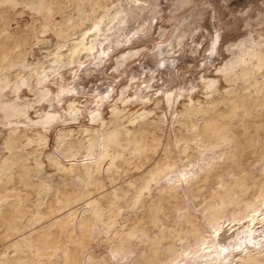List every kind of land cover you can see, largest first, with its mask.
<instances>
[{"label":"rangeland","instance_id":"1","mask_svg":"<svg viewBox=\"0 0 264 264\" xmlns=\"http://www.w3.org/2000/svg\"><path fill=\"white\" fill-rule=\"evenodd\" d=\"M176 1L0 0V190L3 193L13 195V197L9 198L10 201H15L11 207V219L5 225L0 224V262L7 256L14 254L12 244H19L18 239L31 235L34 238L35 246H37V243L41 244L43 242L42 238H48L46 240L54 244L47 251L41 250L39 254L45 257L49 264L64 263L65 253L63 249H59L63 245L70 248L71 252L75 251L78 254L80 251L78 255L81 260L75 264H126V260L119 259L114 254V251L119 243L118 241L124 238L128 226L138 225L147 227L146 225H148V227H152L149 229V234L152 236L158 234V231L154 230L161 229L167 238H171L172 235H175L181 229L178 228L179 226L181 227L180 223L177 224L178 226L175 223L173 225L175 221L172 219L179 218L177 217L179 216L178 213L181 214L184 207L190 205L191 200V206L194 205L192 210H200L204 203L202 200L211 195L210 190L212 192L219 190L221 187L220 178L216 176L215 179V176H212L213 178H211L214 179V182L210 178V182L207 180L202 184V186L204 185L203 188L202 186L200 188L194 187V193H189V196L186 198L184 196L179 197L176 200V204H179V206L174 204V198L164 201L165 203L163 201L156 202L155 198L150 194V190L156 186L151 179L154 172H161L160 168L162 167V172L169 171L170 167L173 168L176 165L182 164L189 144L185 135H189L196 129L204 127L209 116L217 117L216 119L219 122L225 121L227 119V116H225L226 111L234 105L229 100L217 101L210 105L208 112L195 115H188L187 111L177 110L174 107H163L156 112L154 117L144 122L139 116L130 114L113 119L114 121L112 120L106 127L109 131L117 133L119 140L121 141L122 139V142H125L129 149L131 148V151L126 154H115L110 150L109 154L104 157V160L100 164L103 170L100 177L93 183L85 185V183L78 181L79 178L83 179L84 182L89 181L82 168H69L68 164H66L67 160H63L65 161L63 163V161L53 159V157L54 153H56L55 150L71 145H77V148L73 150L74 152L71 151L69 153L70 156H81L83 152L81 145H88L89 141H87V138L90 140L93 135L92 131L82 130L75 125L77 124L76 121L70 120V118H66L67 121L65 117L58 119L48 118L46 113L50 103L46 91L40 84H29L26 80L35 69H44L46 73L50 70V72H53L54 68L56 69L61 64L54 56L58 46L66 40L68 41L67 45H69L70 39L76 35L85 34L90 36L92 34L90 27L93 23L92 21L98 18L103 19L105 25L109 22L118 5H121L127 12L132 13V17L135 19L133 21L134 26L152 21L151 31L149 33H146V31L142 32V35H145V37H142L141 40H135V44L138 41V43L147 41V47L144 49L150 46L151 42L149 43V38L151 40L157 35L154 32L157 23L166 24L170 31L175 24L190 20L201 10L200 7L203 8L204 5L206 7L204 6L205 12L202 14V17L195 19L192 25L189 26L180 44L176 43L177 46L175 44L172 47L176 51L172 49L166 53L170 56H168V60L165 63L152 64L147 57L142 56L141 59L131 63L130 66L123 67L120 72L114 74L115 71L111 70V73L108 70L109 74H106L105 69L108 65L107 63L110 62V55L112 56L116 52V49H111L109 55L102 59L101 68L100 66H96L100 69L95 68L96 72L94 70L90 77L85 75L86 73H83L84 75L79 79L80 83L86 86L79 87L78 91L75 90L76 93H79L80 90L81 93L79 94L86 91L87 95H91V99L94 97V99H97L95 94L99 92L106 95L107 90H111L112 87L118 85L117 82L120 83L124 80L123 78L126 80L127 75L131 71L141 72V81L145 79L146 75L148 76L153 73L155 78L151 83L161 87L164 86V88L169 85L170 80L180 75L179 77L181 78L174 81L173 84L181 82L178 87L184 86L185 89L187 88L186 86H191V82L194 81L192 78L194 77L195 64H201H199L200 67H196V70H200L203 67V60L201 58L204 56V53L201 50V44L203 45L205 36L206 38L209 37L211 43L213 37H216L218 40L216 45L207 51L209 54L208 59L211 63L214 56H218L217 51L221 49L219 48L222 45L219 43L220 41L221 43L225 40L232 41L246 35H264V0H193L180 8L175 4L172 5ZM169 4L171 7H169ZM154 14H156L155 17H153ZM169 31L166 29L167 34L165 35H168ZM122 32L125 33V30H122ZM130 44L131 42L128 43V45ZM66 48L63 47L62 50H66ZM181 50L183 51L181 52ZM185 51L187 55L183 58L180 52L184 53ZM173 53L175 54L173 55ZM191 58L192 61L190 60ZM185 61H190L188 66ZM192 62L194 65L191 64ZM140 63L145 64L146 68H142ZM207 63L210 64L209 61ZM135 66L137 70L134 68ZM183 72L184 74L186 72V74L184 75ZM115 75L117 76L116 79L114 78ZM180 79L181 81H178ZM182 83L189 84L183 85ZM258 85H261V83H254V96L262 98L264 92L257 91ZM240 87L239 83L234 84L235 97L245 95V90L243 88L240 89ZM235 109L239 119L248 120L249 116L243 107L237 106ZM192 119L196 121V127L190 126V120ZM63 121L66 122L64 123ZM129 122H132V124H129ZM183 122H186L187 126L191 127L188 128V131H184L186 128ZM138 127L146 129L148 146L145 153L150 154L147 160L143 158V154L139 157L138 154L141 152L140 145L131 139L137 132ZM53 129L56 132H53ZM129 131L131 132L129 133ZM262 135L260 136L262 138L259 143H263L264 146V132H262ZM254 142L257 145L254 146L257 152H253L254 154L251 155L253 149L246 150L245 154H243L244 159L241 161H243V166H246V169L252 170L255 173L254 176L256 178H263L264 155L260 154V152L262 153L263 146L260 145L261 150L258 146L259 144H256V141ZM199 147L197 145L192 150L196 158L202 154L201 147ZM246 155L249 156L247 157ZM116 163L120 166H115L117 165ZM168 165L169 167H167ZM132 167H134V170ZM219 167L227 179H231L234 174L240 171L239 168H229L231 170L229 171L227 167L228 170H226L222 163ZM107 168L110 170L108 173L106 172ZM167 168L169 169L167 170ZM220 168L217 169L220 171ZM122 170L123 173H121ZM233 170L235 172L231 173ZM117 172L119 175L116 174ZM133 178L136 179L134 183L128 185L127 181ZM256 178H254V181ZM259 178H257L254 188L249 189L248 194L246 193L249 197H255L256 193L257 197L260 193V188L257 185H260L259 183L262 179ZM115 187L120 190H126L127 188L129 190L123 197H114L116 204L114 203L112 206L111 217H108L106 214L97 217L95 213L88 210L89 204H85L93 199H97L101 206L103 201H105L104 203L106 204L103 203V206L105 210L108 209L111 197L100 196L111 192ZM211 197H213V193ZM199 201L200 203L197 204ZM70 212H73L76 220L81 216L88 217V222L84 229L90 226L95 227L94 232L96 235L90 238L84 246H79L78 244L76 246L73 242L76 234L80 236V229L74 228L71 231L73 224L70 221V223H66L67 215ZM200 218L202 219L201 216ZM55 221L58 222L56 223ZM171 222L173 227H170ZM163 225L164 227H162ZM167 225H169L168 229L165 228ZM5 227L10 231L7 236H4L3 233ZM10 227H12L11 230ZM167 233L170 234L168 235ZM231 233L232 230L222 235V239L226 243H228L226 236ZM176 242L175 249L173 250L174 255H178L184 247L181 241ZM25 243L27 244V239L21 242L23 245ZM140 243L138 245L139 250L144 247V243ZM56 244L58 245L56 246ZM73 247L75 248L73 249ZM34 253L35 251L32 255Z\"/></svg>","mask_w":264,"mask_h":264},{"label":"bare ground","instance_id":"2","mask_svg":"<svg viewBox=\"0 0 264 264\" xmlns=\"http://www.w3.org/2000/svg\"><path fill=\"white\" fill-rule=\"evenodd\" d=\"M192 1L193 0H177L175 3H172V5L175 4L180 8ZM204 6L203 8L200 7L201 10L190 20L175 24L170 31L166 24L157 23L154 31L157 35H153L155 37L151 40L149 38V43L151 42L149 44L150 46L148 45L149 47L144 49L147 47L148 42L141 41L138 43V41L136 42L137 44H135V40H141L142 37H145V35H142V32L146 31V33H149L151 31L152 21H147V23L143 25L138 24L134 26L133 21L135 19L132 17V13L127 12L121 5H118L112 17L109 19V22L105 25L103 19L98 18L92 21L93 23L90 25L92 34L90 36L85 34L76 35L74 38L70 39L69 45H67V40L63 44H59L60 46H58L57 51L55 50L54 56L61 64L57 66L56 69L54 68L53 72H50V70L46 73L44 69H35L34 72L26 78L29 84H40L46 91L50 103V105L48 104L49 108L46 113L48 118L58 119L60 117H65V120L66 118H70V120L76 121L77 124L75 125L82 130L92 131L93 135L90 140L87 138V141H89L88 145H81V149H83L81 156H70L69 153L77 148V145H71L66 148L55 150L56 153H54L53 157V159H59L60 161L67 160L66 164H68L69 168H82L89 178V181L84 182V180L80 178L78 181L85 183V185H87V183H93L100 177L103 172L100 164L104 160V157L109 154L110 150L115 154H126L131 151V148L129 149L127 144L122 142V139L121 141L119 140L117 133L109 131L106 127L113 119L130 114L139 116L144 122L154 117L156 112L163 107H174L177 110L187 111L188 115H195L208 112L210 105L220 100H229L234 104L226 111L225 116H227V119L225 121L219 122L216 119L217 117L209 116L204 127L201 125L202 128H198L193 133L185 135L189 144L182 164L176 166H174V164L173 168L170 167L171 169L165 172H162L163 167L161 166V172H154L151 179L156 186L150 190V194L155 198L156 202H164L174 198V204H176V200L179 197L184 196V198H186L189 196V193H194V187L200 188L207 180L210 182L209 179L212 176H215V179L216 176L220 178L219 182L221 183V189L219 188V190L214 192L210 190L211 195H208V198L206 197L208 200L206 198V200H202L204 203L203 205L201 204V209L198 207L200 210H192L194 205L191 206V200L190 205H186L183 211H181V214L177 212L179 216H177L178 214L176 216L179 218L172 219L175 221L172 222L173 225L180 223L181 227L179 226L178 228L181 229L178 230L175 235H172L171 238H167L161 229L154 230L158 231V234L152 236L149 234V229L152 227H148V225H146L147 227L138 225L128 226L124 238L118 241L119 243L117 242L118 244L114 251V254L118 256L119 259L126 260V264H264V166L262 167L263 175L261 174L263 178L257 177L262 179L261 182L259 181L260 185H257L260 188V193L257 197V193L255 197H249L247 195L248 190L254 188L257 178L254 176L255 173L252 170L249 171L246 169V166H243V161H241L244 159L243 154H245L244 152L246 150L253 149L251 155L254 154L253 152H257L254 147L257 145H255L254 141H256V144H259V147L260 145L263 146V143L260 144L259 141L262 138H260V136H263L262 132H264V96L262 98L254 96V83H261L256 89L259 92H264V35H246L241 38H235L236 40L232 38V41L225 40L223 43L220 41L219 43L222 45L219 48L221 49L217 51L218 56H214L211 63L208 59L209 54L207 51L212 49L218 40L216 37H213L212 45L209 41V37L206 38L205 36V41H202L203 45L201 44V50L204 53V56L201 58V60H203V67L202 69L199 68L200 70H196V67L199 66L200 63L195 64V70L193 71L194 77L192 73V79H194V81H190L192 85L189 87L186 86L187 88L185 89L184 86L178 87L181 82L179 84H173L174 81L181 78L179 77L180 75H177V78L172 77L173 79L170 80L169 85L167 84L168 86L166 85L167 87L164 88V86L161 87L151 83L155 78L153 73L148 76L146 75L145 79L141 81L142 73L131 71V73L127 75L126 80L123 78V81L120 83L117 82L118 85L112 87L111 90H107L106 95H103L99 91V93L95 94L94 91L97 99H94L95 97L91 99V95H87L86 91L82 92V94H79L81 90L79 93L75 91L81 86H86L80 83L79 80L81 76L84 75L83 73H86L85 75L88 77L92 76L95 68H99L96 66H100L102 59L109 55L111 49H116V52L113 53L112 56L110 55V62H106L108 65L106 66V63L104 64V66H106V74H109L108 70H110V72L111 70L115 71L114 74H116L120 72L123 67L126 68L130 66L131 63L141 59L142 56L147 57L152 64L167 62L166 60H168V56L170 55L166 53L172 50V47L175 46L176 43L180 44L189 26L192 25L195 19L202 17L206 7ZM169 7H171L170 4ZM155 15L156 14H154L153 17H155ZM166 29L169 31L168 35H165L167 34ZM122 30H125V33H123ZM130 42L131 44L128 45ZM63 47H67L66 50H62ZM173 50L176 51V49ZM182 51L183 50H181V52ZM186 51L184 53L180 52L183 58L187 55ZM174 54L175 53H173V55ZM190 60L192 61V58ZM208 61L210 64L207 63ZM188 63H190V61L186 62L187 66ZM191 64H193V62ZM140 65L142 68H146L145 64L140 63ZM134 68H136V66ZM116 77L115 75L114 78L116 79ZM178 81H181V79ZM235 83L240 84V89L243 88L246 92L245 95L240 97L234 96ZM73 91H75V93H73ZM92 96L94 95L92 94ZM236 105L245 109L246 114L249 116L247 121L238 118L235 109L237 107ZM129 124H132V122H129ZM183 124L186 128L184 131H188L190 126L196 125V121L193 119L190 120V126H187L186 122H183ZM54 131L53 129V132ZM130 132L131 131H129V133ZM131 139L140 145V151L143 153L139 152V157L143 154L145 160H147V158L149 159L150 154L147 152L145 153L148 146L146 129L138 127L137 132ZM197 145L201 147L202 154L196 158L192 150H194L193 148ZM262 148L263 150L260 147L262 150L260 154L264 155V146ZM172 161L174 160L172 159ZM64 162L65 161H63V163ZM221 163L226 170L229 168H239L240 171L234 174L231 179H227L219 167ZM118 165L119 164L115 166ZM167 167H169V165ZM132 168L134 170V167ZM217 168H220V171ZM168 169L169 168H167V170ZM230 169L229 171H231ZM262 169L260 167V171ZM108 171L110 170L107 168L106 172L108 173ZM234 172L235 170L231 173ZM121 173H123V170ZM116 174L119 175L118 172ZM212 178L211 181L214 180ZM254 178H256L255 181ZM134 180L136 179L133 178L127 181L129 183L128 185L134 183ZM203 187L204 185L202 188ZM128 190V188L126 190H120L115 187L111 192L107 191L108 193L105 192L106 194L101 195L100 197H111L108 209L106 210L103 206L105 201H103L102 207L97 199L90 200L85 205L89 204V207H87L88 210L95 213L97 217L103 214L111 217L110 212H112V206L115 203L114 197H123ZM196 190L199 191L198 189ZM212 193L213 197H211ZM9 197H13V195L3 193L0 190V224L5 225L11 219V207L15 201H10ZM199 203L200 201L197 204ZM176 205L179 206V204ZM174 208L177 209L176 207ZM69 221L73 224L71 231H73L74 228L80 229V236L76 234V237L73 239L76 246H84L90 238L96 235L94 232L95 227L90 226L84 229L88 222V217L81 216L76 220L73 212H70L67 215L66 223ZM172 222L170 227L172 226ZM164 225L162 227H164ZM168 226L169 225L165 228L168 229ZM11 228L12 227H10V230ZM230 230H232V233L227 235L228 237L226 236V238H228V243H226V241L222 239V235ZM9 232L8 228L5 227L3 230L4 236H7ZM167 234L169 235L170 233ZM24 239H27V244L25 243V245L21 244ZM46 239L48 238H42L43 242H41V244L37 243V246H35L34 238L31 235H26L18 239L20 242L19 244H12L14 254L7 256L0 264H49L45 257L39 255L41 250L47 251L54 245ZM176 241H181L184 244L182 251H178V255L173 254ZM138 242L144 243V247L140 250L138 249ZM57 245L58 244H56V246ZM74 248L75 247H73V249ZM81 248L83 249V247ZM59 249H63L65 253L63 264H75L77 261L81 260L78 255L80 251H77L78 254L75 251V253L71 252L70 248L66 247V245L65 247L64 245L60 246ZM34 251L35 253L32 255Z\"/></svg>","mask_w":264,"mask_h":264}]
</instances>
